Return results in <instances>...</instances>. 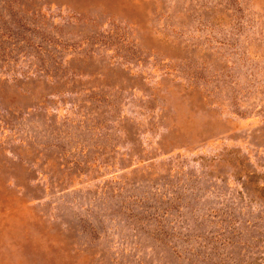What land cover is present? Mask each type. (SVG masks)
Returning a JSON list of instances; mask_svg holds the SVG:
<instances>
[{
  "label": "rangeland",
  "instance_id": "rangeland-1",
  "mask_svg": "<svg viewBox=\"0 0 264 264\" xmlns=\"http://www.w3.org/2000/svg\"><path fill=\"white\" fill-rule=\"evenodd\" d=\"M0 264H264V0H0Z\"/></svg>",
  "mask_w": 264,
  "mask_h": 264
}]
</instances>
